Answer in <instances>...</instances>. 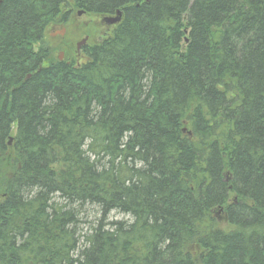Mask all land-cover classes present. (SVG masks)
<instances>
[{
	"label": "trees",
	"instance_id": "obj_1",
	"mask_svg": "<svg viewBox=\"0 0 264 264\" xmlns=\"http://www.w3.org/2000/svg\"><path fill=\"white\" fill-rule=\"evenodd\" d=\"M0 264H264V0H0Z\"/></svg>",
	"mask_w": 264,
	"mask_h": 264
},
{
	"label": "rangeland",
	"instance_id": "obj_2",
	"mask_svg": "<svg viewBox=\"0 0 264 264\" xmlns=\"http://www.w3.org/2000/svg\"><path fill=\"white\" fill-rule=\"evenodd\" d=\"M79 11V10H78ZM77 11V12H78ZM77 12L71 15V18L67 25L63 26L59 23L49 24L45 31L44 36V45L51 48L52 57L59 59V54L62 52V60H65L67 54L76 56V44L83 39V37L90 33V41L96 42L101 36V31L106 25L99 17L84 15L77 16ZM103 18V17H102ZM65 29L63 35L51 36L52 33L56 31ZM79 61L78 59H76ZM81 60V59H80ZM14 132V131H13ZM83 228H87L89 224L97 218L98 212L97 208L93 206H86L83 212ZM109 219H127V216L117 212H111ZM217 223L221 228H227L226 221L220 216L217 215ZM90 222V223H89Z\"/></svg>",
	"mask_w": 264,
	"mask_h": 264
},
{
	"label": "water",
	"instance_id": "obj_3",
	"mask_svg": "<svg viewBox=\"0 0 264 264\" xmlns=\"http://www.w3.org/2000/svg\"><path fill=\"white\" fill-rule=\"evenodd\" d=\"M82 13H84L83 11H78L77 12V15L80 16ZM120 17H121V12L119 10L116 11V16H106L104 17V21L107 23V24H114L116 22H118L120 20ZM65 32V29L62 28V30L60 31H56L55 33H52L51 36H55V35H63ZM86 40H87V37H84L81 41H79L77 44H76V51L79 52L80 51V48L82 45H85L86 43ZM59 60H62V52H60L59 54Z\"/></svg>",
	"mask_w": 264,
	"mask_h": 264
},
{
	"label": "flooded vegetation",
	"instance_id": "obj_4",
	"mask_svg": "<svg viewBox=\"0 0 264 264\" xmlns=\"http://www.w3.org/2000/svg\"><path fill=\"white\" fill-rule=\"evenodd\" d=\"M77 16H78V15H77ZM113 16H114V15H113ZM101 20H102L103 22H105L103 18H101ZM105 24H106V25H110V24H107L106 22H105ZM84 37H87V40H86V42H87V41L89 40V36H88V35H85ZM82 46H84V45H82ZM82 46H81V47H82Z\"/></svg>",
	"mask_w": 264,
	"mask_h": 264
},
{
	"label": "bare ground",
	"instance_id": "obj_5",
	"mask_svg": "<svg viewBox=\"0 0 264 264\" xmlns=\"http://www.w3.org/2000/svg\"><path fill=\"white\" fill-rule=\"evenodd\" d=\"M82 14H83V13H82ZM82 14H81V15H82ZM81 15H80V16H81ZM114 16H116V13H115V15H114ZM78 17H79V16H78Z\"/></svg>",
	"mask_w": 264,
	"mask_h": 264
}]
</instances>
